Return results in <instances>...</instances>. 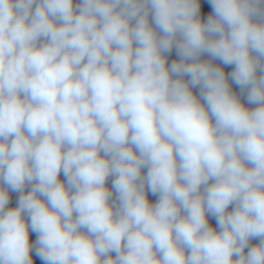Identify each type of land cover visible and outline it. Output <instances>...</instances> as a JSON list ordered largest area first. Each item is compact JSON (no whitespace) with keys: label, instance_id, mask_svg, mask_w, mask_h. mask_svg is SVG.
Listing matches in <instances>:
<instances>
[{"label":"clouds","instance_id":"clouds-1","mask_svg":"<svg viewBox=\"0 0 264 264\" xmlns=\"http://www.w3.org/2000/svg\"><path fill=\"white\" fill-rule=\"evenodd\" d=\"M208 4L0 0V264H264V0Z\"/></svg>","mask_w":264,"mask_h":264},{"label":"trees","instance_id":"trees-1","mask_svg":"<svg viewBox=\"0 0 264 264\" xmlns=\"http://www.w3.org/2000/svg\"><path fill=\"white\" fill-rule=\"evenodd\" d=\"M75 2H79V0H75ZM201 2V17L203 19H206L207 18V15L211 12V7L210 5L208 4V0H200ZM177 56H176V52L175 50H173V52L169 55V63L171 62L172 59H176ZM202 59H208L209 57L205 54L204 56L201 57ZM214 63L216 64H220L221 62L218 61V60H215L213 61ZM224 69H225V72L226 74L231 72L232 70V67L233 66H230V65H223ZM230 83H231V80H230ZM231 86L233 88V91L239 93V87L237 85H235L234 83H231ZM194 92H196L198 94L199 92V89L198 88H195L194 89ZM242 99H244L243 97H241ZM245 103H247V101L245 100ZM250 107H254V105H249ZM259 240L258 238H254L253 239V245L258 243ZM32 255V258H33V261H34V264H44V262L40 259L39 256L36 255L35 252L32 251L31 253Z\"/></svg>","mask_w":264,"mask_h":264},{"label":"crops","instance_id":"crops-1","mask_svg":"<svg viewBox=\"0 0 264 264\" xmlns=\"http://www.w3.org/2000/svg\"><path fill=\"white\" fill-rule=\"evenodd\" d=\"M61 179H63V173H61ZM107 183H108V186L111 187V183H112V178L111 177L109 178V180L107 181ZM26 190H30V189H26ZM9 194H10L9 207H15L16 204H17V200H18L19 193L11 192L10 191ZM149 199H150V201L155 202L156 197L155 196H152L151 193H149ZM209 220H210V223L213 226H215V224H216L215 220L213 218H211V217H209ZM35 240H36V234L30 232V242L35 243ZM250 243L253 244V239L251 240ZM33 252H35V248H33Z\"/></svg>","mask_w":264,"mask_h":264}]
</instances>
